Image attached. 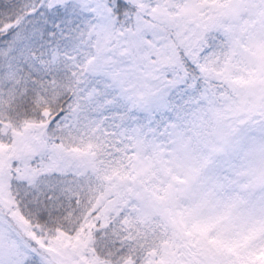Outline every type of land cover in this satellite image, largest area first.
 I'll list each match as a JSON object with an SVG mask.
<instances>
[{
    "label": "snow or ice",
    "instance_id": "obj_1",
    "mask_svg": "<svg viewBox=\"0 0 264 264\" xmlns=\"http://www.w3.org/2000/svg\"><path fill=\"white\" fill-rule=\"evenodd\" d=\"M0 264H264V0H0Z\"/></svg>",
    "mask_w": 264,
    "mask_h": 264
}]
</instances>
